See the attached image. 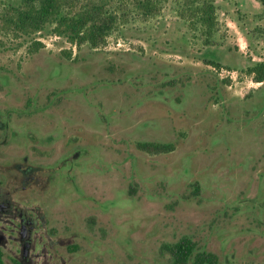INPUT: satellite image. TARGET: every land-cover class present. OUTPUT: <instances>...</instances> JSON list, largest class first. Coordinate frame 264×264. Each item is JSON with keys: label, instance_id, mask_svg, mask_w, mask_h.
I'll use <instances>...</instances> for the list:
<instances>
[{"label": "rangeland", "instance_id": "obj_1", "mask_svg": "<svg viewBox=\"0 0 264 264\" xmlns=\"http://www.w3.org/2000/svg\"><path fill=\"white\" fill-rule=\"evenodd\" d=\"M121 2L92 45L54 24L23 32L0 0L6 137L68 157L70 217L81 231L95 217L107 264H168L184 238L219 264H264V79L248 72L264 61L263 6L213 0L207 37L175 0L149 16Z\"/></svg>", "mask_w": 264, "mask_h": 264}, {"label": "flooded vegetation", "instance_id": "obj_2", "mask_svg": "<svg viewBox=\"0 0 264 264\" xmlns=\"http://www.w3.org/2000/svg\"><path fill=\"white\" fill-rule=\"evenodd\" d=\"M5 126L0 120V264H107L111 256L94 248L99 237L86 228L95 217L82 231L70 217L68 157L51 159L30 133L7 138ZM168 251V264H176V250Z\"/></svg>", "mask_w": 264, "mask_h": 264}, {"label": "trees", "instance_id": "obj_3", "mask_svg": "<svg viewBox=\"0 0 264 264\" xmlns=\"http://www.w3.org/2000/svg\"><path fill=\"white\" fill-rule=\"evenodd\" d=\"M123 0H15L11 5L12 22L21 31H37L45 24H54V30L69 41L97 44L119 22L120 2ZM142 15H152L168 0H130ZM264 11V0H257ZM122 3V2H121ZM178 14L188 19L192 30L210 37L215 27L213 0H175ZM218 65V64H217ZM256 81L264 79V61L248 68ZM194 242L184 238L176 242V264H219L214 254L197 253L193 257Z\"/></svg>", "mask_w": 264, "mask_h": 264}]
</instances>
